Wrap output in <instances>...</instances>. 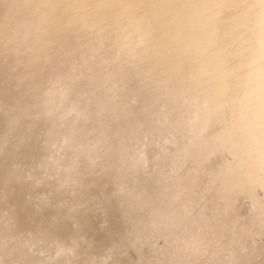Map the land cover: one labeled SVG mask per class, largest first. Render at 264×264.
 I'll return each mask as SVG.
<instances>
[{
    "label": "water",
    "instance_id": "obj_1",
    "mask_svg": "<svg viewBox=\"0 0 264 264\" xmlns=\"http://www.w3.org/2000/svg\"><path fill=\"white\" fill-rule=\"evenodd\" d=\"M217 2L0 0V264H126L116 252L126 240L137 264H264L262 185L218 210L206 196L203 210L183 211L167 193L187 145L171 133L182 123L171 95L185 92L186 104L212 94L223 72L226 105L244 90L256 13L226 9L240 18L226 40L249 24L247 43L225 42L215 21L218 64L201 43ZM228 113L208 121L206 137ZM208 151L209 173L235 157L229 139Z\"/></svg>",
    "mask_w": 264,
    "mask_h": 264
},
{
    "label": "bare ground",
    "instance_id": "obj_2",
    "mask_svg": "<svg viewBox=\"0 0 264 264\" xmlns=\"http://www.w3.org/2000/svg\"><path fill=\"white\" fill-rule=\"evenodd\" d=\"M250 1L218 0L212 6V11L216 17L209 21L208 32L201 36L202 45L207 42L208 46H211L208 49V57L205 59L208 60L209 56L214 57L218 64L226 65V52L220 48L218 42L212 44L210 41L218 29L215 21L218 18L221 21L220 30L225 42L230 40V42L239 44L244 37L243 40L247 43L251 40L252 25L249 27V24H246L244 29L240 26V33L237 32L238 36L230 35L226 40V24L240 23V18H229L226 15V9L236 7L237 10L244 11L246 14L249 12L247 7L254 8L256 29L252 34L253 47L250 51V64L242 76L244 78L242 85L244 90L242 95L240 94L239 102L231 106L226 105V100L229 98L226 91L225 72L221 74L225 76L213 88L212 94H210V89L205 93L197 91L195 98L186 104L185 92L171 95L173 102L178 103V111L175 113L182 122L171 133H178L185 139L187 145L181 147L177 154V159L183 161L185 166L170 181V189L167 193L177 197L178 202H181L180 208L183 211L203 210L209 204L206 196L212 197L210 204L213 209H217L223 199L225 200L230 195H236L246 186L262 185L264 187V0H255V5H248ZM153 3H148L147 6L151 9V13L157 14L156 10L159 9L158 7L155 9L156 5L154 6ZM256 8L258 12H256ZM143 22L142 19H139L136 23L139 25ZM195 40L198 42L199 35L195 36ZM213 46L217 48V52H215L217 56L212 53ZM197 50L199 48L195 52ZM148 52L149 49L145 53ZM227 58L229 61V56ZM137 71H141V68H137ZM147 80L138 79L140 83ZM227 107L228 115H230L227 125L225 124V127L216 136L206 137L204 132L209 127L208 121L221 115ZM172 127H169L167 131ZM227 139L233 142L234 160L220 171L209 173L203 164L204 153L209 150L207 153L209 154L212 150V154L217 147L226 144ZM185 184L190 185L189 191L181 189ZM223 207L224 204L221 205L220 210H223Z\"/></svg>",
    "mask_w": 264,
    "mask_h": 264
},
{
    "label": "rangeland",
    "instance_id": "obj_3",
    "mask_svg": "<svg viewBox=\"0 0 264 264\" xmlns=\"http://www.w3.org/2000/svg\"><path fill=\"white\" fill-rule=\"evenodd\" d=\"M116 252L126 264L138 263V252L131 240H126L125 243L121 242L117 244Z\"/></svg>",
    "mask_w": 264,
    "mask_h": 264
}]
</instances>
